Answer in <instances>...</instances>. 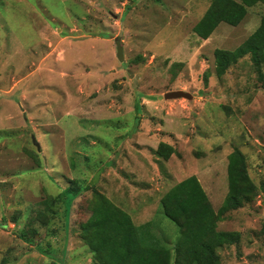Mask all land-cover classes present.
<instances>
[{
	"label": "rangeland",
	"instance_id": "1",
	"mask_svg": "<svg viewBox=\"0 0 264 264\" xmlns=\"http://www.w3.org/2000/svg\"><path fill=\"white\" fill-rule=\"evenodd\" d=\"M210 2L0 0V264H95L80 226L105 199L136 225L151 220L172 249L178 228L160 197L196 175L217 210L235 149L260 188L264 88L249 54L220 76L214 51L240 45L264 4L203 39L193 27ZM171 90L192 97L164 99ZM161 141L175 148L168 160L154 152ZM76 184L88 189L67 219L60 202L46 208L43 200ZM263 222L260 189L226 211L216 229L240 239L216 250L220 264H264Z\"/></svg>",
	"mask_w": 264,
	"mask_h": 264
},
{
	"label": "trees",
	"instance_id": "2",
	"mask_svg": "<svg viewBox=\"0 0 264 264\" xmlns=\"http://www.w3.org/2000/svg\"><path fill=\"white\" fill-rule=\"evenodd\" d=\"M256 3L264 4V0H211L193 29L205 39L221 22L237 25L247 8ZM248 54L264 88V14L256 29L235 49H215L217 75L221 76L238 58ZM154 152L168 160L175 148L161 141ZM226 177L227 192L217 210L196 175L176 182L160 197L163 214L178 228L172 249L153 232L151 220L136 225L124 209L109 199L96 204L89 218L81 224V239L87 244L95 264H171L172 250L173 264H220L216 250L238 242L240 235L238 231L217 230V221L226 211L251 201L259 189L264 191V182L258 188L249 178L245 156L238 149L227 157ZM87 189L78 184L69 185L51 197V201L43 200V203L51 210L53 203L60 202L67 219L72 202ZM261 229L264 232V222ZM19 235L30 241L24 229Z\"/></svg>",
	"mask_w": 264,
	"mask_h": 264
},
{
	"label": "water",
	"instance_id": "3",
	"mask_svg": "<svg viewBox=\"0 0 264 264\" xmlns=\"http://www.w3.org/2000/svg\"><path fill=\"white\" fill-rule=\"evenodd\" d=\"M115 44H116V56L120 61H122L123 60V48L121 46L119 36L115 38ZM162 97L164 99H174V98H181V97L190 99L192 97V94H190L189 92L183 91V90H171V91L165 92ZM32 141L36 145L37 150H40V146L38 142L35 140L34 135H32Z\"/></svg>",
	"mask_w": 264,
	"mask_h": 264
}]
</instances>
